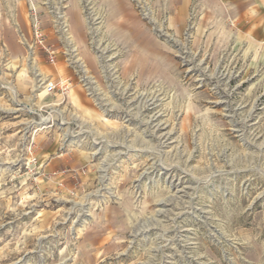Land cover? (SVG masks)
I'll return each instance as SVG.
<instances>
[{"label":"rangeland","instance_id":"obj_1","mask_svg":"<svg viewBox=\"0 0 264 264\" xmlns=\"http://www.w3.org/2000/svg\"><path fill=\"white\" fill-rule=\"evenodd\" d=\"M245 5L0 0V264H264V7Z\"/></svg>","mask_w":264,"mask_h":264},{"label":"built area","instance_id":"obj_2","mask_svg":"<svg viewBox=\"0 0 264 264\" xmlns=\"http://www.w3.org/2000/svg\"><path fill=\"white\" fill-rule=\"evenodd\" d=\"M39 18L36 15H32L31 20H30V26H31V30H32V35L34 37V43L37 47V49L34 52V55L38 56L39 58H43L46 57L51 63L54 62V55H53V51L50 49V46L47 45L44 42L43 39V33L39 24ZM61 28L63 30H65V26L61 25ZM66 31V30H65ZM71 83H67L65 81L62 80H51L46 84V89L45 92L46 93H51L54 92L55 90H57L58 88H63V87H70ZM65 89V88H63Z\"/></svg>","mask_w":264,"mask_h":264},{"label":"crops","instance_id":"obj_3","mask_svg":"<svg viewBox=\"0 0 264 264\" xmlns=\"http://www.w3.org/2000/svg\"><path fill=\"white\" fill-rule=\"evenodd\" d=\"M239 1V4H244L248 3V5H245V9H243L244 12H253V9H255V12H258L259 7L262 8L264 7V0H237Z\"/></svg>","mask_w":264,"mask_h":264},{"label":"bare ground","instance_id":"obj_4","mask_svg":"<svg viewBox=\"0 0 264 264\" xmlns=\"http://www.w3.org/2000/svg\"><path fill=\"white\" fill-rule=\"evenodd\" d=\"M41 80V79H40Z\"/></svg>","mask_w":264,"mask_h":264}]
</instances>
